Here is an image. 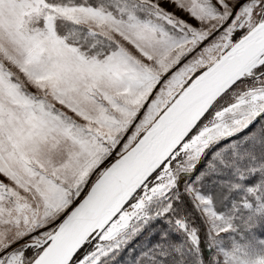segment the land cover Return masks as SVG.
<instances>
[{
	"label": "snow or ice",
	"instance_id": "snow-or-ice-1",
	"mask_svg": "<svg viewBox=\"0 0 264 264\" xmlns=\"http://www.w3.org/2000/svg\"><path fill=\"white\" fill-rule=\"evenodd\" d=\"M0 264H264V0H0Z\"/></svg>",
	"mask_w": 264,
	"mask_h": 264
}]
</instances>
